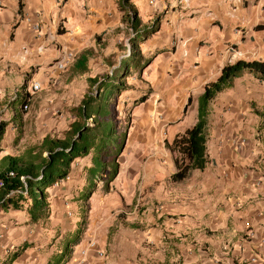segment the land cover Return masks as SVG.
Returning <instances> with one entry per match:
<instances>
[{
    "label": "crops",
    "instance_id": "0c3cea01",
    "mask_svg": "<svg viewBox=\"0 0 264 264\" xmlns=\"http://www.w3.org/2000/svg\"><path fill=\"white\" fill-rule=\"evenodd\" d=\"M129 8L140 20L131 35L142 37L139 69H150L158 116L136 117L126 145L132 157H117L108 193L86 214L83 199L69 201L70 188H62L71 168L45 189L47 217L0 209V264H264V81L244 71L211 101L203 169L173 181L175 154L166 146L196 122L198 96L225 64L264 59V0H0V122H7L0 156L19 155L11 143L14 124L26 119L22 100L44 112L67 107L75 93L66 108L72 121L40 140L63 136L86 77L100 76L91 74L93 58L103 60L131 29ZM154 22L157 31L145 37ZM67 51L73 61L56 70ZM33 81L41 88L28 96ZM189 110L195 116L186 123ZM143 155L148 163H140ZM87 158L92 166L91 154L70 166Z\"/></svg>",
    "mask_w": 264,
    "mask_h": 264
},
{
    "label": "trees",
    "instance_id": "16d2710c",
    "mask_svg": "<svg viewBox=\"0 0 264 264\" xmlns=\"http://www.w3.org/2000/svg\"><path fill=\"white\" fill-rule=\"evenodd\" d=\"M128 10L127 26L136 32L140 20L132 8ZM155 31L156 22L141 33L146 37ZM137 39L138 37H135L131 40L130 55L120 60L119 65L112 69L111 76L106 75L100 80L92 78L90 84L95 85V93H85L80 104L71 109V115H74L75 120L61 138L46 135L39 143L28 147L20 155L0 156L1 210H26L31 221L47 217L49 206L45 189L65 179L70 164L76 157L91 154L92 166L88 168V175L90 178L97 177L98 180L102 178L103 173L106 178L105 188L107 183L115 178L119 167L117 157L123 146L124 135L118 136L116 130L117 112L112 108L113 98L129 88L125 82L128 70L131 68L137 70L140 64L145 62L138 48ZM244 71H249L257 79L264 81V59H239L225 64L218 77L207 83L198 96L196 122L166 143L169 151L175 154L173 161L176 170L171 175L173 181H182L192 170H201L205 167L206 119L210 112V103L218 92L230 87L233 80ZM17 98L16 96L14 99ZM190 101L189 98L187 105ZM20 105L21 108L28 105L27 100H22ZM185 110L186 108L184 112ZM6 124L7 122H0V142ZM26 247L27 244L24 243L20 249ZM20 249L14 251L11 259L16 257ZM49 263L56 264L54 261Z\"/></svg>",
    "mask_w": 264,
    "mask_h": 264
},
{
    "label": "rangeland",
    "instance_id": "374dc122",
    "mask_svg": "<svg viewBox=\"0 0 264 264\" xmlns=\"http://www.w3.org/2000/svg\"><path fill=\"white\" fill-rule=\"evenodd\" d=\"M123 31L124 32L119 38L120 41H118V43L114 45L113 51L110 52L108 51V49H106V51L104 50L106 56H104L103 60L99 55H96L95 58H93L90 67L91 74H94V72H96V74L100 75L99 77L101 78L104 77V75L111 76L110 73L112 69L119 65V61L124 56L130 55L127 51H132L130 42L132 40V37L134 36H132L131 34L134 31L125 28L123 29ZM139 37L138 39H140ZM139 48H141V45H139ZM142 58L145 60V57L143 55ZM149 70L150 69L148 68L145 70L139 69L138 71L133 70V68H131V70H128V75L125 78V82L127 85H129V88L120 92L113 98V109L117 112L116 130L121 136L123 132L125 134L124 143L121 148V152L118 156L120 162H123L126 158H129L131 156L127 155L128 148L126 147V145L128 140L132 138V129H130V127L134 125H132L133 122H136V117L143 118L146 116H158L157 111L153 109V104H155V100H152L151 98L153 87L152 83L149 81V78L147 76V72ZM99 77H86V79H99ZM90 82H87V92L95 93V88L94 86H91ZM144 96L150 97L144 100ZM67 98L69 99V102L71 101L70 103H67V107H61L58 110H45L44 112L42 110H38V108H35L34 103L30 101L27 108L23 109V111L26 113V121L20 120L18 124H14L13 126V138H17L15 142V139H13L11 143V145H13L14 154L20 155L28 147L36 145L40 141L41 136L45 133L56 135L61 131L62 128H65L66 125L72 121V117L70 116V114H68L69 112L66 108H68L72 104H75L78 101L79 97L75 95V93H73L70 94ZM191 98L197 99V95H191ZM7 109L8 107L5 110H2L1 114L5 115V113L8 111ZM191 112L192 111L190 110L186 112V123H191L194 119L195 115L194 113L191 114ZM140 159H142L140 162L141 164L148 163L147 156L143 155V157H141ZM88 161V158L87 160H76V162L72 166H70V179L62 184V188H65L66 186L70 188V195H68L67 197L69 201L73 202L74 200L83 199V206H81V209L82 212L85 214L88 212V209L91 207V205L96 202L95 200L98 199L100 196H103L102 193H108L109 189V187L105 188L103 186V183H105L106 179L103 173L102 178H99L96 181V186H94L93 188H90V185L86 183V180L88 178L87 168L91 166L87 165L89 163ZM81 189L83 190L81 191ZM83 193H85V195H83ZM52 194H54V192H52ZM88 203L91 204L90 207H87Z\"/></svg>",
    "mask_w": 264,
    "mask_h": 264
},
{
    "label": "built area",
    "instance_id": "2783aa9c",
    "mask_svg": "<svg viewBox=\"0 0 264 264\" xmlns=\"http://www.w3.org/2000/svg\"><path fill=\"white\" fill-rule=\"evenodd\" d=\"M34 27H36V25H34ZM130 50H128V54H130L129 52ZM74 59V53L72 51H67L62 58L56 60L54 62V66L56 68V70L58 71H62L64 70ZM41 88V84L38 81H33L31 84H27L25 86V92L26 94H28V96H31L32 94H34L36 91L40 90ZM28 105H24V109L27 108ZM12 174V173H10ZM59 182V181H58ZM58 182H55L53 184V186H57Z\"/></svg>",
    "mask_w": 264,
    "mask_h": 264
}]
</instances>
